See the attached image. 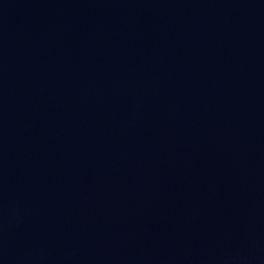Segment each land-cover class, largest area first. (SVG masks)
<instances>
[{
	"label": "water",
	"instance_id": "95a60500",
	"mask_svg": "<svg viewBox=\"0 0 264 264\" xmlns=\"http://www.w3.org/2000/svg\"><path fill=\"white\" fill-rule=\"evenodd\" d=\"M0 264H264V0H0Z\"/></svg>",
	"mask_w": 264,
	"mask_h": 264
}]
</instances>
